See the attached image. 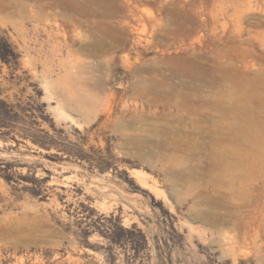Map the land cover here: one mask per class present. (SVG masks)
<instances>
[{
  "label": "rangeland",
  "instance_id": "1",
  "mask_svg": "<svg viewBox=\"0 0 264 264\" xmlns=\"http://www.w3.org/2000/svg\"><path fill=\"white\" fill-rule=\"evenodd\" d=\"M245 1L0 0L20 54L0 61L18 114L0 264H264V18L236 30Z\"/></svg>",
  "mask_w": 264,
  "mask_h": 264
},
{
  "label": "trees",
  "instance_id": "2",
  "mask_svg": "<svg viewBox=\"0 0 264 264\" xmlns=\"http://www.w3.org/2000/svg\"><path fill=\"white\" fill-rule=\"evenodd\" d=\"M20 54L17 52L16 48L12 45V43L5 37L0 36V61L8 64L9 66H14L15 68L19 65ZM14 106L8 103L6 100L0 99V125L1 127L11 126L12 118H16L18 114L14 112ZM5 137L9 135V133H3ZM34 143L47 147L46 143L34 140Z\"/></svg>",
  "mask_w": 264,
  "mask_h": 264
},
{
  "label": "bare ground",
  "instance_id": "3",
  "mask_svg": "<svg viewBox=\"0 0 264 264\" xmlns=\"http://www.w3.org/2000/svg\"><path fill=\"white\" fill-rule=\"evenodd\" d=\"M243 3L244 4H242V6L236 7L235 12L233 13L234 28L236 30H238L239 32H241L242 30H244L243 24L246 21L247 22L248 21L252 22L250 19H253L254 24L255 23L256 24H259L261 22V20L264 18V0H248V1H245ZM217 11L219 13H216V12L213 13L214 14V21L215 22L218 21V18H219L220 15H223L224 16V9L223 10L217 9ZM225 11H227L226 8H225ZM218 22H220V21H218ZM225 24H224V26H225ZM217 28H219V27L217 26ZM244 33H245V31H244ZM225 34H226V32H225ZM229 35H232V34H229ZM236 37H238V36H236ZM240 38H241V36H240ZM246 42H247V40H246Z\"/></svg>",
  "mask_w": 264,
  "mask_h": 264
}]
</instances>
